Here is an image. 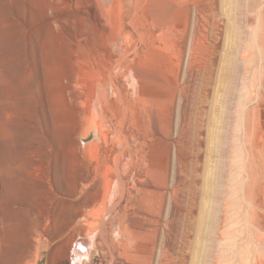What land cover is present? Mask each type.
Masks as SVG:
<instances>
[{"label": "rangeland", "instance_id": "1", "mask_svg": "<svg viewBox=\"0 0 264 264\" xmlns=\"http://www.w3.org/2000/svg\"><path fill=\"white\" fill-rule=\"evenodd\" d=\"M118 1L0 0V264H264V0Z\"/></svg>", "mask_w": 264, "mask_h": 264}, {"label": "bare ground", "instance_id": "2", "mask_svg": "<svg viewBox=\"0 0 264 264\" xmlns=\"http://www.w3.org/2000/svg\"><path fill=\"white\" fill-rule=\"evenodd\" d=\"M71 1H73V0H71ZM75 2V1H74ZM114 3H115V6H114ZM113 4H112V6L115 8V10H117V11H119V1L118 0H116V2H114ZM86 4L87 5H91L90 6V8H91V10L90 11H92V12H94L95 13V16H96V11H97V7H96V4H97V0H86ZM88 6V7H89ZM112 7V8H113ZM113 8V9H114ZM162 12H164V11H162ZM93 14V13H92ZM161 15H162V13H161ZM99 18V17H98ZM164 150V149H163ZM163 159V158H162ZM163 161V160H162ZM152 162V161H151ZM150 163V162H149ZM157 164H158V162H156ZM156 165V164H155ZM162 196V195H161ZM165 199V198H164ZM155 200V199H154ZM168 204V203H167ZM145 205L146 206H148V208H151L153 205H154V203H153V199H151V198H147L146 199V201H145ZM170 208H171V205H170ZM170 210V209H169ZM143 215V214H142ZM145 215V214H144ZM146 216V215H145ZM168 217V216H167ZM135 220V221H134ZM140 220V221H139ZM139 220H136V219H132L131 220V223H130V225H129V227H122L119 231H120V236H121V238H123V239H125V242H126V238H128V237H130V235L131 236H133V237H138V235H142L143 234V228H145L144 226H143V223L144 222H146V223H150V222H152L149 218H142V219H139ZM156 225V224H155ZM159 225V224H158ZM103 226V225H102ZM105 226V225H104ZM102 227L101 228V236H100V238L102 239V241H103V243H105V245H107V243L109 242L108 240H109V233L107 232V229L105 228V227ZM146 226H148V224L146 225ZM150 226V225H149ZM155 227V226H154ZM153 227V228H154ZM147 228V227H146ZM155 229V228H154ZM155 231V230H154ZM134 242V241H133ZM127 243V242H126ZM137 243V242H136ZM140 243V242H139ZM93 244V243H92ZM109 244V243H108ZM134 244V243H133ZM76 245H77V248H78V250H76V251H78L79 253H80V251L81 250H86L87 252H88V247L91 245V241L90 240H88V242L86 241L85 243L84 242H82V241H79V242H77L76 244H75V248H76ZM135 245V244H134ZM79 246V247H78ZM129 246V245H128ZM91 247V246H90ZM151 247V246H150ZM74 248V249H75ZM109 248V247H108ZM110 249V248H109ZM108 249V250H109ZM122 249V248H121ZM134 249V248H133ZM80 250V251H79ZM123 251H124V249H123ZM135 251V250H134ZM131 252H133V250L131 251ZM111 254V253H110ZM123 254V253H122ZM140 254V253H139ZM148 255V254H147ZM162 255V254H161ZM164 255V254H163ZM126 259V258H125ZM116 261H117V259H116ZM163 261V260H162ZM117 263V262H116ZM119 263V262H118ZM112 264V263H111ZM120 264V263H119Z\"/></svg>", "mask_w": 264, "mask_h": 264}]
</instances>
